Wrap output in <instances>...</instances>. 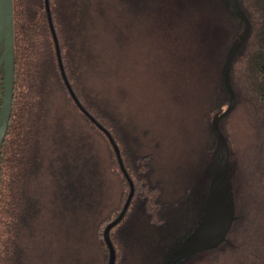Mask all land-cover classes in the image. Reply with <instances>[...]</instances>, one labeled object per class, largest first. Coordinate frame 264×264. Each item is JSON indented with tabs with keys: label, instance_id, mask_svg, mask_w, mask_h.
Segmentation results:
<instances>
[{
	"label": "trees",
	"instance_id": "16d2710c",
	"mask_svg": "<svg viewBox=\"0 0 264 264\" xmlns=\"http://www.w3.org/2000/svg\"><path fill=\"white\" fill-rule=\"evenodd\" d=\"M143 1L137 0L135 5L140 6ZM195 1L192 7L189 0H184L183 6L172 0V14L180 17L185 14V18L180 19L183 22L177 21L178 25L184 23V32H181L183 28L172 31L175 40V44H172L176 46L174 53H179L181 48L178 45L182 44L187 58L181 99L186 100V109L193 115L192 123L194 120L198 126L202 123V132L205 127L210 130L211 138L208 132L207 135L204 133L205 137L202 133L201 137L206 141L203 140L202 145L196 148L203 151L212 142L214 149L217 146L212 119L208 118L216 111L223 110V105L229 102V92L224 82V61L236 36H240L241 44L230 71L236 92L234 106L244 98L260 114L259 121L264 126V0H239L251 19L249 31L245 30L243 16L229 0ZM95 6L93 0H50L51 15L68 78L81 102L111 131L124 166L134 181L135 190L124 215L110 228L116 248L115 264H126L129 254L134 251L138 241L141 242L148 235L147 232L152 239L148 240L146 236V247L149 250L154 247L164 250L163 259H166L201 216L214 150L208 156V161L205 159L206 162L202 155L201 174L187 175L176 195L165 194L167 189L158 173L156 151L147 146L144 125L149 118L134 114L136 120L106 98L101 87L90 82L96 73L102 72V66L107 62L99 38L101 22L93 14ZM13 16L14 87L11 113L0 145V264L27 263L28 254L21 242L22 230L33 223L40 210L39 197L28 186L31 176L42 166L47 121L50 114L57 111L53 108L52 96L59 89L64 90L82 116L105 135L109 144L110 171L119 178L117 203L96 221L97 245L102 264H107L110 252L104 227L121 210L130 190L129 177L105 130L79 106L65 83L45 0H13ZM227 37L231 39L228 45ZM172 72L177 81V73ZM4 76L5 70L1 65L0 109ZM230 111L220 118L222 128V121ZM229 154L235 198L232 225L219 244L196 251L180 264L198 255L210 257L209 264H220L221 261L227 264H264V158L257 162L261 178L252 185L254 191L251 194L247 189L242 193L240 187L245 181L236 171L231 149ZM98 168L99 162L91 165L93 173L95 170L99 172ZM88 184L90 186V180ZM148 228L152 230L145 231Z\"/></svg>",
	"mask_w": 264,
	"mask_h": 264
},
{
	"label": "rangeland",
	"instance_id": "374dc122",
	"mask_svg": "<svg viewBox=\"0 0 264 264\" xmlns=\"http://www.w3.org/2000/svg\"><path fill=\"white\" fill-rule=\"evenodd\" d=\"M136 1L93 0L107 62L90 82L135 119L134 114L154 118L144 125L147 146L156 151L158 173L166 186L165 194L171 196L187 175L201 174L202 155L206 162L213 150L216 155V148L212 142L203 151L196 150L206 141L203 137L207 132L211 138L210 130L205 127L202 132V123H192L193 115L186 109V100L181 99L187 58L182 44L178 45L179 53H174L172 31L183 28L184 32V23L178 25L177 21L183 22L180 19L185 14H172V0H144L140 6L135 5ZM194 1L189 0L192 7ZM176 2L184 5V0ZM230 42L227 37L226 44ZM172 71L177 73V81ZM52 101L57 111L47 121L42 166L31 176L28 186L39 197L40 210L33 223L22 230L26 264H102L96 221L117 203L120 190L118 175L110 171L109 144L64 90H57ZM259 117L254 107L241 98L222 121L227 148L232 151L238 175L245 181L240 187L242 193L248 189L252 194V185L261 178L257 162L264 158V126ZM98 162L103 173L99 168V172L91 171V165ZM146 236L138 241L126 264L165 262L164 250L146 247ZM210 260L198 255L184 264H209Z\"/></svg>",
	"mask_w": 264,
	"mask_h": 264
},
{
	"label": "water",
	"instance_id": "95a60500",
	"mask_svg": "<svg viewBox=\"0 0 264 264\" xmlns=\"http://www.w3.org/2000/svg\"><path fill=\"white\" fill-rule=\"evenodd\" d=\"M233 8L240 13L245 21L244 27L246 31L251 29V19L249 15L242 8L239 0H229ZM50 25L54 34L57 54L60 64V69L69 88L72 96L77 101L79 106L86 111V113L108 133L114 147L117 151L119 162L126 172L130 180V190L126 200L119 211V213L109 220L104 227V237L109 247V260L107 264H115L116 248L110 236V228L118 222L124 215L131 197L134 193L135 186L131 176H129L121 156L119 146L113 137L111 131L102 124L81 102L80 98L75 92L63 63L61 48L54 26V22L50 10V0H45ZM2 50L0 52V66L5 70L4 76V93L2 98V105L0 109V145L3 141L6 124L10 117L13 87H14V16H13V0H0V45ZM241 44L240 36L234 37L232 40L224 61V82L229 92V102L221 111H216L212 116V126L216 136V151L211 163V176L208 185V191L201 216L196 225L185 235L178 246L168 255L164 264H180L188 256L194 254L196 251L214 247L219 244L227 235L235 216V198L232 190L231 179V162L229 159V149L226 133L221 127L220 118L228 113L235 105L236 92L231 82L230 71L234 56L236 55Z\"/></svg>",
	"mask_w": 264,
	"mask_h": 264
},
{
	"label": "flooded vegetation",
	"instance_id": "af4514ba",
	"mask_svg": "<svg viewBox=\"0 0 264 264\" xmlns=\"http://www.w3.org/2000/svg\"><path fill=\"white\" fill-rule=\"evenodd\" d=\"M2 120H0V123H1ZM107 136L109 137V139L111 140L110 136L108 135V133L106 132ZM113 143V142H112ZM114 145V144H113Z\"/></svg>",
	"mask_w": 264,
	"mask_h": 264
}]
</instances>
